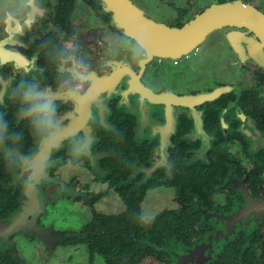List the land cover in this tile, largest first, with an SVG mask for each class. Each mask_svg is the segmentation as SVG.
<instances>
[{
    "label": "flooded vegetation",
    "instance_id": "flooded-vegetation-1",
    "mask_svg": "<svg viewBox=\"0 0 264 264\" xmlns=\"http://www.w3.org/2000/svg\"><path fill=\"white\" fill-rule=\"evenodd\" d=\"M131 2L165 31L122 23L104 0H43L46 15L22 51L55 88L49 50L78 42L106 108L93 127L75 129L94 137L90 155L65 140L49 158L32 148L15 99L0 101L24 157L17 166L0 148V264H64L66 255L79 257L66 264L133 255H145L141 264H264V0ZM137 30L145 66L125 55L102 66L108 41ZM0 75L12 88L22 73ZM73 113L60 103L65 123ZM10 169L47 178L33 193Z\"/></svg>",
    "mask_w": 264,
    "mask_h": 264
},
{
    "label": "clouds",
    "instance_id": "clouds-1",
    "mask_svg": "<svg viewBox=\"0 0 264 264\" xmlns=\"http://www.w3.org/2000/svg\"><path fill=\"white\" fill-rule=\"evenodd\" d=\"M45 15L43 0H0V69L11 67L22 73L12 88H9V81L0 75V101L6 96L15 99L17 116L31 127L33 149L43 146L50 158L51 152L68 140L75 154L90 155L94 137L75 129L81 124L89 128L96 124L99 113L106 108L107 89L100 86V78L91 70L82 46L72 40L49 50L55 71V88L44 83L39 74L43 70L37 69L34 63L36 57L26 55L22 49L25 47L24 38ZM108 45L105 58L101 60L105 68L115 69L118 66L116 58L120 55L130 59L137 69H142L149 58L146 35L142 30H137L134 35L125 32L113 37ZM132 100L142 103L144 97H133ZM61 102L74 109L73 118L67 123L58 115ZM126 102L130 100L126 99ZM69 115L65 113V119ZM6 138L12 143H6ZM19 140L18 134L9 132V122L0 112V148L17 166L24 159L17 156ZM10 172L33 193L47 178L46 170L29 175L12 169Z\"/></svg>",
    "mask_w": 264,
    "mask_h": 264
},
{
    "label": "water",
    "instance_id": "water-1",
    "mask_svg": "<svg viewBox=\"0 0 264 264\" xmlns=\"http://www.w3.org/2000/svg\"><path fill=\"white\" fill-rule=\"evenodd\" d=\"M107 4L108 8L113 9L117 13V18L122 22L126 23L128 19H135L136 22L144 27L145 25L150 26L155 30V33L158 31L164 32L165 30L160 24L153 23L147 20L139 11L136 5H134L131 0H104ZM207 16H211L210 14L204 15L201 19L196 21L193 26H190L189 29L185 30L186 33H192L194 30L200 29L206 24Z\"/></svg>",
    "mask_w": 264,
    "mask_h": 264
},
{
    "label": "trees",
    "instance_id": "trees-1",
    "mask_svg": "<svg viewBox=\"0 0 264 264\" xmlns=\"http://www.w3.org/2000/svg\"><path fill=\"white\" fill-rule=\"evenodd\" d=\"M145 255H133V256H121L118 259L109 257V264H141L144 260Z\"/></svg>",
    "mask_w": 264,
    "mask_h": 264
},
{
    "label": "rangeland",
    "instance_id": "rangeland-1",
    "mask_svg": "<svg viewBox=\"0 0 264 264\" xmlns=\"http://www.w3.org/2000/svg\"><path fill=\"white\" fill-rule=\"evenodd\" d=\"M74 219H76V216H74ZM78 259H79L78 256L73 255V256L70 257V256L66 255L65 259L61 260V261H63V263L66 264L67 261L76 262ZM56 262H58V261H56V260L53 261V262L51 261L48 264H56ZM38 264H43V263L39 262ZM143 264H161V263H159L158 261H155L154 259H147Z\"/></svg>",
    "mask_w": 264,
    "mask_h": 264
}]
</instances>
